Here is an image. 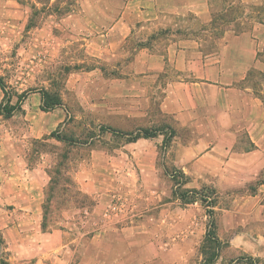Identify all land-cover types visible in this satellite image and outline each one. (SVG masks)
Instances as JSON below:
<instances>
[{
	"label": "crops",
	"instance_id": "crops-1",
	"mask_svg": "<svg viewBox=\"0 0 264 264\" xmlns=\"http://www.w3.org/2000/svg\"><path fill=\"white\" fill-rule=\"evenodd\" d=\"M77 3L75 11L62 17L48 14V61L60 58L70 43L69 32H76L95 65H78L70 72H90L94 82L103 83L98 86L103 100L94 105L108 107L111 115L110 124L101 127L118 132L106 134L126 141L121 132L133 131L127 130L125 119L148 117L157 99L161 118L149 128L162 131L126 141L108 154L94 155L104 159L101 165L108 168L110 180L76 182L80 191L95 200L96 227L74 231V240L68 239L69 230L41 227L55 162L51 167H30L27 147L11 157L5 148L0 150V220L8 223L0 231L8 261L192 264L199 243L208 234L207 207L201 200L187 203L173 196L177 186L172 173L184 174L185 190L246 188L264 177V0ZM235 3L254 16L237 17L224 33L209 34V28L218 29L214 15L227 12ZM22 7L4 5L0 23L14 10L21 13L15 16L14 26L35 29L30 26L29 9ZM186 18L193 20L182 24ZM198 28H206L209 35L197 34ZM138 29L150 36L140 39L129 62L120 63L128 40ZM178 29L194 32L171 33L162 37L164 42L156 38L161 31ZM106 72L122 74L106 78ZM74 76L71 73L68 82ZM25 91L29 94L21 110L11 117L20 115L28 122L20 141H37L61 127L68 111L63 102L44 111L42 89ZM171 130L174 136L165 146ZM255 187L256 193L235 198L230 207L216 204L213 208L219 212L217 222L214 216V230L222 246L219 252L226 245L224 255L264 254V182ZM106 205L110 207L102 216Z\"/></svg>",
	"mask_w": 264,
	"mask_h": 264
},
{
	"label": "rangeland",
	"instance_id": "rangeland-1",
	"mask_svg": "<svg viewBox=\"0 0 264 264\" xmlns=\"http://www.w3.org/2000/svg\"><path fill=\"white\" fill-rule=\"evenodd\" d=\"M77 1L0 0V10L4 5L14 6V4L29 9L30 26L36 27L35 29L31 28L32 30H29V33L28 28L24 29L22 25L14 26L15 16L21 15V13H16L14 10L9 13V17L4 20V23H0V77L3 79L6 92H8V95L13 96L12 99L15 102L16 93L20 94L25 90L44 89L52 94H58L68 111L63 125L55 129L53 133L45 135L37 141L31 139L20 141L22 140L21 136L24 135L23 128L28 125V122L20 115L6 117L4 109L8 105V95L5 97L0 87V150L5 148L6 155L11 157L16 150L27 147L28 165L30 167L35 165L51 167L54 162H62L69 167L70 170L67 175L57 176L54 174L52 177L48 174L49 184L45 199V217L41 226L48 229L69 230V240L76 239L77 233H74V231L90 230L96 227L92 213L95 209V200L92 199V195L80 191L76 182L84 179L101 182L109 181L108 168L101 165L104 159H96L94 155L108 154L114 149L120 148L126 142L119 135L110 137L109 134L101 132V126L109 125L108 122L111 118L108 107L94 105L96 101L103 100L102 96L104 94L98 90V86H102L103 83H97L98 80L94 82L95 77L90 72H70L78 65H84L87 68L95 65L94 60L86 55L85 49L82 47L83 39L81 36L70 31L68 34L70 43L65 48L64 53L55 61H48V14L55 12L58 17H62L66 13H72L77 9ZM239 6L240 4L235 3L232 7H228L227 12L216 13L213 22L218 29L209 28V34L224 33L226 28L231 25L230 22L235 21L237 17L246 20V18L254 16V14L246 12L248 8L242 5ZM240 9L244 12H240ZM192 20L193 18H186L182 20L185 21L182 24H188ZM198 23L204 26L201 20ZM190 31L193 30L161 31L156 38L161 39L160 42H164L162 37L171 36V33L177 32L178 35H188L187 33ZM205 31H207L206 28H198L195 32L200 35H209ZM144 36L150 35L145 30H136L128 40L125 48L126 52L123 53L124 57L120 63H127L132 59L136 49L141 44L140 39H143ZM71 73H74L75 76L73 80L68 82ZM111 73L113 75L122 74V72H106L105 77H110ZM158 104V99L151 104L148 117L126 118L127 130L135 132L139 128H149L154 120L160 119ZM26 140L28 141L26 142ZM94 161L96 162L94 163ZM2 167L3 164H0V170ZM66 177L71 178L72 182L67 181ZM1 179L3 177L0 176ZM132 180L135 181V178L133 177ZM178 180L181 181V179ZM262 182H264L263 176L246 188L213 189L215 191L213 197L219 207L227 208L231 206L235 198L256 193L257 188L255 185L257 186ZM174 185H176L175 182ZM208 186L214 185L209 184ZM206 188L209 191L212 190L211 187ZM184 191L186 190L181 187L177 193ZM172 195H176V191ZM109 207V205L104 206L102 216L106 215L105 209L107 210ZM209 210L207 208L205 211L208 217L207 231L210 229L212 217L208 213ZM218 213V211H215L213 214L216 222ZM6 224H8L7 221L0 220V226ZM26 224L30 227L28 222ZM229 239V237L224 238L222 242H228ZM4 245V237L0 231V264L1 261L11 264L8 261V252L3 248ZM225 247L226 245H223L222 250L219 252V255H223V259L220 260L219 258L213 264H264V254L262 256L248 253L224 255ZM214 250L213 242L205 236L204 241L198 245L197 254L192 264H203L213 254Z\"/></svg>",
	"mask_w": 264,
	"mask_h": 264
},
{
	"label": "trees",
	"instance_id": "trees-1",
	"mask_svg": "<svg viewBox=\"0 0 264 264\" xmlns=\"http://www.w3.org/2000/svg\"><path fill=\"white\" fill-rule=\"evenodd\" d=\"M0 85L5 92L6 87L3 82L2 77H0ZM28 94H29L28 91H25L20 94L16 93L15 94L16 101L13 102V99H12L13 96L8 95V92H5V97H7L8 95L7 97L8 105L4 109L6 117H11L17 111L21 110V104L24 101V99L28 96ZM41 94H42V110L51 111L55 109L56 107L62 105V100L58 94H52L51 92L44 90V89L41 91ZM161 131H162L161 129H155V128H142L135 132L134 131L127 132V133L121 132V135H123V137H126V141L132 142V141H136L140 137L150 138V137L156 136ZM101 132L102 133H106V132L116 133L117 131L115 129H112L111 127L106 126V127H101ZM173 136H174L173 130L170 131V134L168 132V134L166 135V139L164 141L165 146H169ZM69 170H70L69 167L64 165L62 162H56L53 168L50 170V175H52V177L54 174L57 176L67 175L69 173ZM172 178L175 184L177 185V188L175 190L176 195L180 199L186 201L187 203L193 202L196 200H201L202 203L205 205V207L210 209L208 213H210L212 217H211L210 229L208 230L207 237H208V240L213 242L215 246V250L213 254H211L203 264H213L218 259L219 250L221 249V243L216 237L215 230L213 229L215 228V219L213 217V214H214L213 208L216 205L215 198L213 197V194H215V191L213 189L209 191L208 188H202L199 190H186L184 192L177 193L178 189L182 187V184L185 181L184 174L180 172H174L172 173ZM178 179H181V181L179 182ZM67 181L72 182L71 178H67ZM1 264H7V263L5 261H1Z\"/></svg>",
	"mask_w": 264,
	"mask_h": 264
}]
</instances>
